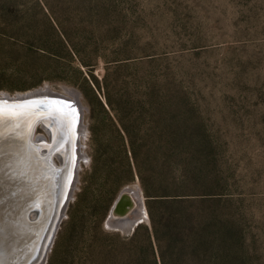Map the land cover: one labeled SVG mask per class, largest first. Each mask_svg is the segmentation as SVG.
I'll return each instance as SVG.
<instances>
[{"label": "rangeland", "instance_id": "rangeland-1", "mask_svg": "<svg viewBox=\"0 0 264 264\" xmlns=\"http://www.w3.org/2000/svg\"><path fill=\"white\" fill-rule=\"evenodd\" d=\"M79 60L114 109L92 102L91 115L87 99L98 91L93 77L78 74ZM46 86L76 101L84 136L73 192L41 264H149L144 228L129 240L137 225L150 226L139 181L115 180L133 160L131 142L141 144L136 159L149 175L155 144L168 140L153 127L178 122L191 131L179 154L189 173L216 179L191 190L194 215L223 216L239 264H264V0H0V94ZM132 95L152 102L135 128L124 103ZM42 124L33 137L45 134ZM57 127L67 144V127ZM126 186L140 188L146 214L124 230L109 214Z\"/></svg>", "mask_w": 264, "mask_h": 264}, {"label": "trees", "instance_id": "trees-1", "mask_svg": "<svg viewBox=\"0 0 264 264\" xmlns=\"http://www.w3.org/2000/svg\"><path fill=\"white\" fill-rule=\"evenodd\" d=\"M87 66L85 61L79 60L77 71L86 83L88 76L93 77L90 72H82L81 68ZM92 79L98 92L92 91L91 100L87 99L91 115L92 102L103 111L106 106L114 109L116 104L112 103L106 92H100L98 80L95 77ZM107 80L108 73L105 72L101 83L106 85ZM124 103L135 118L133 128L138 125L137 116L143 107L152 105L151 101L148 102L144 97L137 95L129 96ZM153 129L156 136H166L168 140L166 144L163 142L155 144L156 155L153 159L152 172L144 176L141 161L136 159V148L141 147V144L136 146L131 142L133 160L130 162L126 157V174L115 180L116 185L121 186L137 178L145 197L150 226L148 228L137 225L129 240H135L138 230L144 228L143 257L147 258L149 264H239L237 245L232 235V223L221 215L209 213L197 218L191 209L195 202L190 194L193 188L199 185L208 187L211 183L216 185V179L209 180L205 176L189 173L192 171L190 164L179 156L181 148L186 146L180 140L190 136L191 131L179 122L168 128ZM201 134L204 135L203 132L197 135ZM94 162H97L96 158L93 164Z\"/></svg>", "mask_w": 264, "mask_h": 264}, {"label": "water", "instance_id": "water-1", "mask_svg": "<svg viewBox=\"0 0 264 264\" xmlns=\"http://www.w3.org/2000/svg\"><path fill=\"white\" fill-rule=\"evenodd\" d=\"M39 91L41 92V88L12 96L7 93L0 94V102L6 100L14 104L0 113V264H30L38 253L54 213V203L42 202L43 212L38 221L41 226L40 234L30 243L29 236L33 234L31 228L33 229L35 220H29L28 215L44 198V195H39L37 187L33 184L39 178L41 168L46 169L48 164L33 142L36 122L44 115L43 111L33 110L36 107L35 102L43 99L38 95ZM52 96L55 99L51 101L62 103L63 95L52 92ZM9 110L21 112L22 115H9ZM52 180H48L51 181L50 185ZM136 188L135 193L146 214L140 188ZM128 189L134 190L129 186L124 187L109 214V224L124 230L132 228L145 218L134 216L131 210L124 212L126 218L113 216V210L123 212L130 206V199L122 192ZM27 250L30 252L25 254Z\"/></svg>", "mask_w": 264, "mask_h": 264}, {"label": "bare ground", "instance_id": "bare-ground-1", "mask_svg": "<svg viewBox=\"0 0 264 264\" xmlns=\"http://www.w3.org/2000/svg\"><path fill=\"white\" fill-rule=\"evenodd\" d=\"M47 88L48 87H45V90L41 89V92L39 91L38 95L43 99L41 101L35 102L36 107L35 109H33L34 111L44 112L43 118L39 119L36 123L40 121L43 123L42 125L43 128L45 129V134L35 135L33 137V142L37 150L39 149V152L41 153L44 161L47 162L48 164L45 163L47 166L46 169L41 168V174L39 178L35 180L36 182L33 184L37 187L39 195L42 196L44 195V198L43 201H40L36 205V207H34V209L29 212L28 215L29 220H35L33 221L35 222L33 225L34 227L33 229L31 228L33 234L29 236L30 243L33 242L36 238H38V235L40 234L39 228L41 226L39 225L38 221H40L39 218L43 212L42 202L54 203V209H53L54 213L53 216L51 217L49 226L47 227L45 234L42 238V242L40 244L38 253L30 264L42 263V259H43L42 256L44 252H46L45 248L54 230L56 221L60 213L64 211L65 206L73 192L72 187L73 185H75L74 181L76 179V174H75L77 167L76 165L79 159L83 157V155H81L82 152L79 151L78 149V142L80 141L81 138L80 136L81 135L84 136V127L82 126L81 123V117L80 114L78 113V109H77L78 106L76 101H74L68 96L63 95L62 97L63 99L61 98L62 103L60 102H59L60 104L54 103V101H51L55 99L52 96V91H50ZM0 106L4 107L3 109H5L8 108L9 106H14V104L8 103L5 100L0 102ZM17 106L18 109L19 105ZM51 107L54 108L53 110L54 112L52 113V115L49 114L50 110L52 109ZM72 109H75L76 111L75 114H73V112L71 111ZM18 113L22 115L21 112ZM61 115L65 116V118L62 117L60 119L59 117ZM61 121L67 127V131H68L67 144H63L64 140L62 143L60 142L61 133L59 132L57 125L60 124ZM46 135H48V137L50 138L47 139ZM71 142H73L74 145L72 153L69 150V144ZM55 158L58 160V162L55 161ZM52 178L54 179L52 180ZM44 179L46 180L44 181ZM48 180H52V184H51L52 186L50 185L51 181ZM136 189L137 188L135 187L134 190L132 191L130 189L122 191L123 195L130 199L131 204L129 207H126L123 212L118 211L116 209L113 210L112 214L114 217L126 218L125 217L126 213L129 212L135 205H137V207L134 208V212H133L134 216L142 217L141 215H143V210L139 202V199L135 193ZM50 196L52 197L50 198ZM139 211H140V215H137V212ZM124 212L126 213L124 214ZM29 252L30 250H27L25 254Z\"/></svg>", "mask_w": 264, "mask_h": 264}, {"label": "snow or ice", "instance_id": "snow-or-ice-1", "mask_svg": "<svg viewBox=\"0 0 264 264\" xmlns=\"http://www.w3.org/2000/svg\"><path fill=\"white\" fill-rule=\"evenodd\" d=\"M4 109L2 107H0V113H3ZM9 115H12V116H17V115H20V113L16 112V111H12V110H9Z\"/></svg>", "mask_w": 264, "mask_h": 264}]
</instances>
